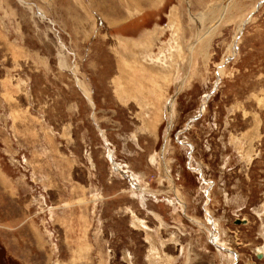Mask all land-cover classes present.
<instances>
[{
  "label": "rangeland",
  "instance_id": "rangeland-1",
  "mask_svg": "<svg viewBox=\"0 0 264 264\" xmlns=\"http://www.w3.org/2000/svg\"><path fill=\"white\" fill-rule=\"evenodd\" d=\"M0 264H264V0H0Z\"/></svg>",
  "mask_w": 264,
  "mask_h": 264
},
{
  "label": "bare ground",
  "instance_id": "bare-ground-1",
  "mask_svg": "<svg viewBox=\"0 0 264 264\" xmlns=\"http://www.w3.org/2000/svg\"><path fill=\"white\" fill-rule=\"evenodd\" d=\"M241 30V29H240Z\"/></svg>",
  "mask_w": 264,
  "mask_h": 264
}]
</instances>
